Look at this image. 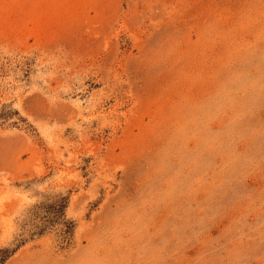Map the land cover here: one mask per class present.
<instances>
[{"label":"rangeland","instance_id":"obj_1","mask_svg":"<svg viewBox=\"0 0 264 264\" xmlns=\"http://www.w3.org/2000/svg\"><path fill=\"white\" fill-rule=\"evenodd\" d=\"M0 264H264V0H0Z\"/></svg>","mask_w":264,"mask_h":264}]
</instances>
